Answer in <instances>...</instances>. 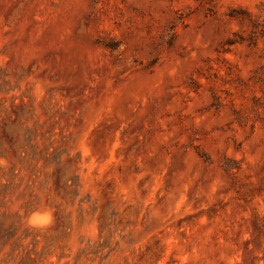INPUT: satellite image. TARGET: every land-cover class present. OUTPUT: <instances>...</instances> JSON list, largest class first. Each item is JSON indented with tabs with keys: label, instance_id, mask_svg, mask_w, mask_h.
Listing matches in <instances>:
<instances>
[{
	"label": "rangeland",
	"instance_id": "rangeland-1",
	"mask_svg": "<svg viewBox=\"0 0 264 264\" xmlns=\"http://www.w3.org/2000/svg\"><path fill=\"white\" fill-rule=\"evenodd\" d=\"M0 264H264V0H0Z\"/></svg>",
	"mask_w": 264,
	"mask_h": 264
}]
</instances>
